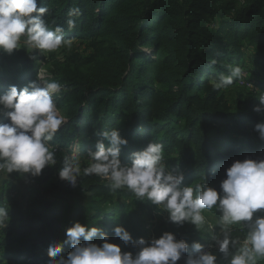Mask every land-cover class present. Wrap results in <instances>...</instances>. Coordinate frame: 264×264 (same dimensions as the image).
<instances>
[{"label": "trees", "instance_id": "16d2710c", "mask_svg": "<svg viewBox=\"0 0 264 264\" xmlns=\"http://www.w3.org/2000/svg\"><path fill=\"white\" fill-rule=\"evenodd\" d=\"M37 4L48 8L44 19L50 29L62 27L65 40L88 41L91 51L81 64L50 79L62 85L53 99L65 119L48 142L52 149L87 156L95 151L101 132L118 129L128 141L120 153L122 164L130 165L131 154L148 143H160L162 162L168 170L179 168L183 186L195 189L206 184L217 191L233 162L264 159V140L255 131L264 116L253 111V101L239 96L230 103L223 94L242 81L264 95V0H37ZM73 9L79 14L70 16ZM69 20L74 21L71 28ZM33 57L19 48L12 54L0 51V94L37 80ZM250 65L256 67V79L241 75L228 87H214L212 81L228 75L232 67L249 72ZM90 164L84 163V168ZM62 168L46 167L38 177L12 173L8 175L15 180L2 181L0 208L8 212V219L0 225V263L49 261V245H62L66 230L76 222L97 227L118 241L115 227L126 224L132 232L145 230V217L161 210L130 191L112 189L106 179L84 173L75 188L66 180L59 183L87 193L86 202L51 198L39 191L33 203L18 198L16 180L43 185ZM169 223L173 229L177 226ZM175 237L189 246L196 243L183 233ZM92 242L102 243L99 237ZM19 243L26 247L15 252ZM32 247L46 253L41 259L29 255ZM70 250L65 245L62 255ZM194 254L189 247L184 256Z\"/></svg>", "mask_w": 264, "mask_h": 264}, {"label": "clouds", "instance_id": "9594fccd", "mask_svg": "<svg viewBox=\"0 0 264 264\" xmlns=\"http://www.w3.org/2000/svg\"><path fill=\"white\" fill-rule=\"evenodd\" d=\"M47 12V7L38 8L37 0H0V51L12 54L20 47L22 38L28 48L44 52H53L66 44L62 27L54 30L48 27L44 19ZM77 14L79 9L69 13ZM68 25L73 27L74 21L69 20ZM241 74L240 67H232L228 75H221L212 83L217 89L228 87ZM61 89L59 82L46 80L37 73V80L28 86L19 90L10 86L0 94V116L7 120L0 123V173L38 177L46 167L56 164L48 142L64 123L53 99ZM253 111L264 113V95ZM255 131L264 140V123H258ZM99 135L101 139L96 142L95 151L87 153L91 164L83 169L84 175L101 177L110 181L114 190L127 189L138 200L146 199L166 211L170 222L177 225L187 222L199 229L205 224L203 211L215 207L221 213L219 224L223 235L222 239L213 238L218 251L228 257L230 246L236 249L229 264H256L258 258L264 257V214L254 218V214L264 213V159L233 162L225 171L226 178L220 183L219 191L206 184L194 189L183 186L184 175L179 168H166L162 162V144L148 143L142 151L132 153L130 165H125L120 153L127 146V139L121 137L118 129ZM80 173L78 159L73 158L58 175L75 188ZM6 219L8 212L0 208V225ZM241 222L248 225L247 235L243 241L231 239L229 226ZM113 232L125 247L131 245L137 249L135 253L122 252L121 246L108 242V235L101 229L76 222L66 230L62 245H49L48 264H177L189 247L197 255L187 256L185 264H216L217 257L205 252L202 244L189 246L170 232H164L158 239L135 241L123 227H115ZM96 237L101 244L92 242ZM65 245L71 249L66 256L62 255Z\"/></svg>", "mask_w": 264, "mask_h": 264}, {"label": "rangeland", "instance_id": "374dc122", "mask_svg": "<svg viewBox=\"0 0 264 264\" xmlns=\"http://www.w3.org/2000/svg\"><path fill=\"white\" fill-rule=\"evenodd\" d=\"M19 49L26 51L28 55L29 54L33 55L36 58L38 64L37 73H41L44 79L46 80L54 79L56 74H59L64 69L74 68L75 65L81 64L84 60L88 58L91 52L89 49L88 41H80V40H68L66 44H63L57 50L53 52H44L41 50H33L28 48L26 45L23 44V38H22ZM247 69H249L248 70L249 72H247L246 70L244 71V69H242L241 75L244 76V79H256L253 75V73L256 72V67L250 65L247 66ZM223 94L230 103L236 102L239 99V96H242L244 98H247L248 100L253 101L255 106L259 104V99L262 95L259 90L253 87V85L249 83H243L242 81H240L237 85L233 87L225 88L223 90ZM60 115L62 116L61 113ZM262 115L264 116V113H262ZM4 118H5L4 116H0V123L4 121ZM50 150L55 153L54 158L56 159V164L51 166L54 168L60 169L63 167L65 161L66 163H71L73 158H76L78 159L79 167L81 168V173H80L81 175L83 173L84 163L90 162L87 156L78 157V154L75 152L67 154L65 151L55 150L52 149L51 147ZM6 178L15 180V177L13 176H10L6 173H0V187L2 181ZM59 179H60L59 176L56 175L48 183L43 185L30 183L23 179L16 180V186L19 191L18 198L27 201V203H33L34 193L39 191L51 198L61 197L69 200L76 199L82 202H86L88 200L89 195L87 193L80 192L77 190L66 189L65 187L60 185ZM159 211L160 212H154L151 216L145 217L144 220L145 230L132 232L131 228L125 224L124 227L131 234L133 241L139 238H144L146 240L153 238L158 239L164 232L171 233L172 231L174 235L183 233L184 236L189 238L190 240L192 239L194 242L202 244L204 246L203 250L205 252H210L211 254L215 255L217 257L216 264H229L231 255L235 253L236 249H233L230 246L229 256L225 257L222 253L218 251V246L216 245L215 240L213 239L214 237L219 239L223 238L222 230H221L222 226L219 224L221 213L217 210V208L216 211L207 210V209L203 211L202 214L205 216V224L202 225L199 229H197V227L191 223H187L185 225H177L173 229L172 227H170L168 213L163 210H159ZM259 214H264V213L254 214V218L255 215H259ZM229 232L231 239H237L243 241V239L245 238L248 232V225L246 222H241L240 224L231 225L229 226ZM108 242L121 246L122 252L127 251V252L135 253V251L137 250L133 248L131 245L125 247L120 240L115 241L109 238ZM18 245L19 246H16L14 248L15 252L23 251V249L26 247L23 243H19ZM5 251L6 249L2 250V252ZM28 253L29 255H31V253H33L34 255L36 254L38 255L39 259H41V257L44 255V253H46V251L38 247H32ZM196 255L197 254H194L192 256H196ZM186 259L187 256L182 257V259L178 261L177 264H185ZM0 264H37V263L27 259H22V260H7ZM39 264H48V260L41 261ZM256 264H264V257L258 258Z\"/></svg>", "mask_w": 264, "mask_h": 264}]
</instances>
